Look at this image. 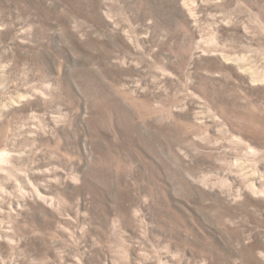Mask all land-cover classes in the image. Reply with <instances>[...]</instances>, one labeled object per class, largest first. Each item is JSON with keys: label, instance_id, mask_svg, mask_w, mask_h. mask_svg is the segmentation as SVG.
I'll list each match as a JSON object with an SVG mask.
<instances>
[{"label": "rangeland", "instance_id": "374dc122", "mask_svg": "<svg viewBox=\"0 0 264 264\" xmlns=\"http://www.w3.org/2000/svg\"><path fill=\"white\" fill-rule=\"evenodd\" d=\"M0 264H264V0H0Z\"/></svg>", "mask_w": 264, "mask_h": 264}]
</instances>
